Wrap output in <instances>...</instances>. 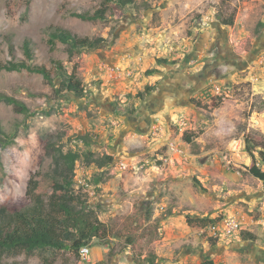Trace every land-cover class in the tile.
<instances>
[{"label":"rangeland","instance_id":"1","mask_svg":"<svg viewBox=\"0 0 264 264\" xmlns=\"http://www.w3.org/2000/svg\"><path fill=\"white\" fill-rule=\"evenodd\" d=\"M100 2L0 0V60L12 58L10 44L18 59L25 58L22 44L29 37L35 41V63L51 68L52 60H58L69 71L77 65L78 75L90 91L79 101L60 98L41 74L27 70L0 73V94L14 96L35 111L26 116L0 100V127L10 136L16 134L12 144L0 147V205L31 203L27 195L29 180L32 176L50 175L53 159L47 155L45 144L57 142L64 150L73 148L80 152L76 188L82 190L101 220L114 225L108 239L91 242L89 261L70 250H45L5 255L2 264H139L151 252L156 254L166 246L174 249L175 255L169 263L159 264H179L175 258L191 246L190 236L172 237L171 241L165 237L171 225L156 226L155 217L178 209L181 224L174 228L187 230V215L214 213L216 207L228 205V189L244 194L251 190L254 198L257 192L264 195V183L249 173L252 159L245 149L246 138L251 144H258L253 152L257 164L264 169L260 155L264 152V0H137L123 9L120 18L91 22L71 15V11L93 10ZM219 15H233L234 24L224 25ZM50 25L70 28L83 37L103 36L107 41L97 50L70 57L65 44L57 41L52 46L48 42L46 28ZM122 33L127 38L146 37L149 51L137 73L147 75L145 70L159 65V58L167 59L168 63L160 64L163 72H174L177 79H183L187 92L184 106L174 111L170 125L160 135L180 143L188 159L177 162L175 167L165 166L172 168L165 186L153 199L148 195L157 175L150 176L149 171L134 167L143 157L133 159L136 143L122 141L124 134L120 132L129 123L119 114L120 104L124 108L135 106L140 100L136 95L145 86L140 89L142 82L136 85L121 77L108 80L97 72L101 59L105 60L112 51L114 38ZM182 118L187 123L180 131L178 123ZM119 120L122 126L117 129ZM85 134L95 141L93 145L86 146L81 141L79 136ZM185 135L191 137L190 142ZM158 138L149 135L145 142H157L158 150L165 154L167 139L158 142ZM88 150L97 156L111 154L116 161L104 168L94 163L87 165ZM144 155L151 157L152 153ZM205 156L206 162L201 163ZM228 174L239 180H229ZM97 175L99 180L95 181ZM83 179L89 180L95 195L79 186ZM243 199L240 203L248 209L250 204ZM146 202L152 221L139 215L135 228L138 241L126 245L124 221L139 214L135 204L143 208ZM223 216L228 215H217ZM233 263L234 259L228 260V264Z\"/></svg>","mask_w":264,"mask_h":264},{"label":"trees","instance_id":"2","mask_svg":"<svg viewBox=\"0 0 264 264\" xmlns=\"http://www.w3.org/2000/svg\"><path fill=\"white\" fill-rule=\"evenodd\" d=\"M137 0H101L100 5L95 9H84L82 11H71L73 17L83 21H105L112 16L122 17V11L127 6L134 4ZM219 17H221L219 15ZM221 23L227 26L234 24V17H221ZM48 42L54 46L57 41L66 45V51L70 57L75 54H81L86 51H92L104 45L107 39L103 36L88 37L80 36L72 29L50 25L46 28ZM25 58L16 57L14 45L10 44V53L12 58L9 61L0 60V73L2 71H23L27 70L32 73L41 74L57 97H70L75 100L85 99L89 96V90L78 75V66L73 65L69 71L65 65L58 60H52L51 68L44 64L35 63V41L26 37L22 44ZM158 62L168 63L167 59L159 58ZM54 69L55 74H53ZM158 72V68L146 70L147 75ZM56 76V77H55ZM154 86L147 85L144 90L139 91L136 95L139 99H144L146 95L152 92ZM31 95H40L31 93ZM0 100L10 104L14 109L26 116L34 115L32 110L24 101L8 95L0 94ZM123 111L129 110L134 113L136 108H120ZM48 115L51 113L48 112ZM16 134L8 135L0 127V147L7 146L14 142ZM81 141L90 146L94 140L89 134L79 136ZM186 141L190 142L191 137L185 135ZM245 149L251 155L252 164L249 165V173L264 183V169L257 164L254 154V148L258 144H251L249 138L245 139ZM46 153L53 159V166L50 175L32 176L28 183L27 195L31 198V203L23 205L9 206L0 205V264L5 255L15 256L21 253L32 254L36 251H55L70 250L79 255L80 249L84 245H90L93 240L105 241L113 233L114 225L101 220L98 211L92 204H89L85 194L80 188H76V164L81 158L79 151L70 148L63 149V145L55 142H46ZM260 155L264 161V152ZM85 157L87 165L94 163L98 168H104L115 163L116 158L111 154L97 156L92 151H86ZM95 181L99 176H95ZM51 191V192H50ZM50 192V194H48ZM87 195V194H86ZM139 214L130 216L124 221L123 230L126 231V245H134L138 241L135 235L136 225L139 215L145 219L151 220L152 212L147 207L143 208L135 204ZM144 213V214H143ZM176 214V210H168L164 215L155 217V225L162 224L168 217ZM131 220V221H130ZM220 217L210 218L195 217L187 215V221L190 226H205L208 223L216 222ZM121 236V233H118ZM248 236V234L246 235ZM218 238H211L209 242L214 245ZM165 261L152 252L146 256L144 261L139 264H159ZM201 264H216L211 259H205Z\"/></svg>","mask_w":264,"mask_h":264},{"label":"crops","instance_id":"3","mask_svg":"<svg viewBox=\"0 0 264 264\" xmlns=\"http://www.w3.org/2000/svg\"><path fill=\"white\" fill-rule=\"evenodd\" d=\"M140 38L141 39H139L138 36L135 38H127L125 33L114 38L112 51L107 54L105 60L101 59L97 72L99 74L103 73L108 80H112L111 77L119 75L121 79H125V82L130 81L132 84L136 85L142 82L140 85L138 84L140 89L147 85L154 86V89L147 97L143 100L140 99L135 103V106H132L136 108L134 113L129 112V110L122 111L123 109L120 111L119 109L121 107H125L120 104V108L117 109V111L119 110V114L126 117L129 123L126 128L122 126L121 120L116 123L117 129L122 126V128H120V132L124 134L122 136V141H125L127 144L133 143L134 141L136 143V156H134L133 159L143 157L138 160L137 163H134V167L139 171H149L148 174L150 176L157 175V178H154L155 182H153V188H151L148 195L152 196L153 199L159 195V191L161 190L160 187L166 184L168 170L172 168L167 167H175V165L163 160L166 153L164 154L158 150L159 145L157 142L148 145L145 139H147V137L149 138V135H152L154 138L159 136L157 139L158 142L166 139L169 140V136L164 135L161 137L160 134L162 131L167 130L173 118L172 114L174 111L184 106L187 98L185 93L187 92L185 91L183 79H177L174 72L164 73L163 67H161L162 65L160 66V64L155 67L158 68V72L155 74L145 75L144 73H137V69L141 70L144 58L149 51L145 44L146 37L142 36ZM262 46H264V42H262ZM121 69H123V72ZM117 70L121 72L117 74ZM125 75H127V77ZM164 123L167 127H164ZM146 150L149 151L146 153ZM148 153H152V156L147 157L144 155ZM228 179H233L235 181L239 180L238 177L229 174ZM157 187L159 190H157ZM236 191L235 188L228 189V205L222 208L216 207L217 211L214 213L193 215L195 217L208 216L213 218L217 217L219 213L224 212L228 216L242 218L249 224L247 226L249 228L248 230L240 231L230 237L220 238L214 245L200 235L199 229L202 227L200 225H195L194 228L189 226L187 230L184 227H182V229L174 228L175 225L179 226L181 224V219L179 218L180 210L178 209H176V214L168 217L163 222L164 225H171L167 228L165 235V237L171 238V241H173L172 237L184 239L190 236L191 246L186 247L182 254L178 258H175L176 263L201 264L205 259H211L216 264L221 262L228 264V260L232 258L234 259L233 264H264V233L257 225L251 224L255 216L252 210L256 208L258 200L263 195L261 196V192H257L255 193L257 197L254 198L252 197L251 190L246 191V194H244V192L237 193ZM259 195L261 197H258ZM241 198L249 202L250 207L248 209L240 203ZM247 234L248 236H246ZM166 247L164 250H158L156 255L165 258V262L169 263L171 259H173L175 253L174 249L171 250Z\"/></svg>","mask_w":264,"mask_h":264},{"label":"built area","instance_id":"4","mask_svg":"<svg viewBox=\"0 0 264 264\" xmlns=\"http://www.w3.org/2000/svg\"><path fill=\"white\" fill-rule=\"evenodd\" d=\"M118 74L121 72L117 70ZM116 78L118 76H114ZM187 121L182 118L178 125L180 126V131H183V126L186 125ZM239 143V142H237ZM241 143V142H240ZM167 146L166 154L163 158L168 163L175 165L177 162H182L188 159L187 153L182 147V145L176 141L168 140L165 144ZM237 148V146H236ZM79 186L86 190L89 195H95L94 188L89 180H80L78 182ZM255 216L251 222L253 225H257L264 233V195L258 200V204L254 210ZM249 224L242 218L236 216H223L220 217V220L216 222L208 223L205 226H202L199 229L200 235H202L205 239L209 240L211 238H223L230 237L231 235L238 233L243 230H248L247 227ZM81 258L85 261H89L91 259V247L90 245H84L81 247L79 252ZM218 264H226L225 262H221Z\"/></svg>","mask_w":264,"mask_h":264},{"label":"water","instance_id":"5","mask_svg":"<svg viewBox=\"0 0 264 264\" xmlns=\"http://www.w3.org/2000/svg\"><path fill=\"white\" fill-rule=\"evenodd\" d=\"M207 160V156H205L203 159H201V163H205Z\"/></svg>","mask_w":264,"mask_h":264},{"label":"clouds","instance_id":"6","mask_svg":"<svg viewBox=\"0 0 264 264\" xmlns=\"http://www.w3.org/2000/svg\"><path fill=\"white\" fill-rule=\"evenodd\" d=\"M167 141H168V140H167ZM167 141H166V142H167Z\"/></svg>","mask_w":264,"mask_h":264}]
</instances>
